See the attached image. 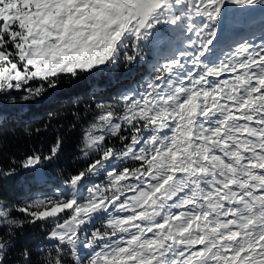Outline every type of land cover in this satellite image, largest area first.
<instances>
[{"label": "snow or ice", "instance_id": "obj_1", "mask_svg": "<svg viewBox=\"0 0 264 264\" xmlns=\"http://www.w3.org/2000/svg\"><path fill=\"white\" fill-rule=\"evenodd\" d=\"M227 2L0 0V93L35 80L54 87L61 73L116 65L121 52L132 64L152 37L181 40L145 87L121 95V107L96 105L85 167L16 208L24 220L0 201L8 237L0 236V264L15 230L37 222L54 225L57 241L43 264H68L69 251L74 264H264V45L207 59ZM26 91L34 99L43 88ZM62 143L58 136L21 167L52 162ZM97 220L101 228L82 240ZM23 257L28 264V249Z\"/></svg>", "mask_w": 264, "mask_h": 264}, {"label": "trees", "instance_id": "obj_2", "mask_svg": "<svg viewBox=\"0 0 264 264\" xmlns=\"http://www.w3.org/2000/svg\"><path fill=\"white\" fill-rule=\"evenodd\" d=\"M234 37L231 41L238 38ZM142 47L132 64L121 52L114 66L84 72L78 70V77L59 74L54 78V87L35 80L29 81L24 89L0 93V172L14 170L10 177L0 176V201L9 207L12 217L24 220L25 213L16 208L33 199L51 195L61 188V183L70 174L86 166L85 161L80 159L81 149L84 148L86 131L99 114L96 105L116 101L117 107H121V95L129 90L140 91L146 86V80L154 76L157 61L163 63L176 52L173 47H164L154 55L148 51L147 45ZM128 52L132 54V49L129 48ZM40 87L43 92L38 98L25 99L27 88ZM58 136L63 143L55 160L42 161L30 169L21 167L29 155L48 154ZM112 143L120 146L115 138ZM36 168L42 175L36 174ZM104 179V176H99L92 182L101 183ZM103 223V220H97L89 225L86 236L101 228ZM53 227L52 224L37 222L35 225L25 223L17 228L4 264H26L23 257L25 249L31 253L28 264H43L45 256L54 257L55 249L51 246L57 241L48 238ZM0 236L8 238L5 229L0 228ZM64 258L68 264H74L70 251Z\"/></svg>", "mask_w": 264, "mask_h": 264}, {"label": "rangeland", "instance_id": "obj_3", "mask_svg": "<svg viewBox=\"0 0 264 264\" xmlns=\"http://www.w3.org/2000/svg\"><path fill=\"white\" fill-rule=\"evenodd\" d=\"M215 28L216 35L212 37L213 44L210 46L211 50L207 55V59L210 61L216 60L217 57L224 58L221 56L222 51H220L224 46H228L227 49L235 47L231 53H234L240 45H247L251 48L259 49L261 45H264V0H256L255 3L244 5L234 4L229 0L223 6L222 15L216 23ZM234 36L238 38L231 41ZM245 36H250V42L248 40H242ZM143 44L147 45L148 51L151 54L156 55L164 47H173L175 50L179 49L181 47V40L177 39L174 34H166L163 40L159 37H152L141 42V49H143ZM169 59L164 62L166 63ZM157 63L163 64L161 60H158ZM99 68H104V66H97L95 69ZM36 174L38 176L41 174L37 168ZM62 186L63 182L61 183ZM85 236L86 233H81L82 240Z\"/></svg>", "mask_w": 264, "mask_h": 264}, {"label": "bare ground", "instance_id": "obj_4", "mask_svg": "<svg viewBox=\"0 0 264 264\" xmlns=\"http://www.w3.org/2000/svg\"><path fill=\"white\" fill-rule=\"evenodd\" d=\"M250 42V41H249Z\"/></svg>", "mask_w": 264, "mask_h": 264}]
</instances>
